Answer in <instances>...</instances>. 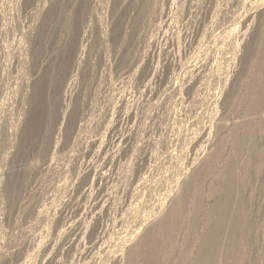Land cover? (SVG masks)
<instances>
[{"label": "bare ground", "instance_id": "1", "mask_svg": "<svg viewBox=\"0 0 264 264\" xmlns=\"http://www.w3.org/2000/svg\"><path fill=\"white\" fill-rule=\"evenodd\" d=\"M8 1L18 5L20 3H33L36 10L32 12L33 19L32 22L30 20L29 31L25 36L27 48H23V38H20L19 43H13L14 39L12 42L3 41V43H0V68L8 70L12 58H16L18 66L21 67V69L18 68L20 72H16L19 74L18 79L14 76L17 79V86L15 84L17 91L15 93L19 95L20 102L24 104V108L21 109L20 118L22 120L18 125L16 124L17 126L15 125L16 131L12 133H17V136H20L19 140L12 141L9 138V133H7L6 126L0 125V132L3 133V144L7 146L12 144L13 147H17L16 152H11L5 157H8L12 165L11 170H9L10 178L2 186V192L6 194L7 198L10 201L19 199L21 189L25 186L27 188L28 183L32 182L43 169L52 170L58 167L67 171L66 166L71 158L86 149L83 153L88 152L87 158H92L91 154L94 152L100 160L109 159L108 162L113 164L116 169L119 182H122L120 187L115 184L113 190L107 194L98 193L96 195L97 187L101 181L106 179L107 168L104 167V164L102 165L101 160V169L95 173L91 160H88L86 172L80 173L76 169L77 176L74 181L82 189L80 195L83 197L94 195L93 202L95 205L91 216L102 212L110 215V212L114 210L115 215H110L111 222H113L114 228L123 235L117 240L112 239L111 234L108 233V235L105 230H100L98 225H91L90 219H88L90 222H86L85 218L86 221L77 218V222L68 223L71 228L78 226L75 231L77 237L72 242L70 241V247H78L86 239L82 248L89 253L88 264H96L98 260L100 263L97 262V264H186L187 262L190 264L198 257L201 259V264H264V253L260 254L258 252L260 255L257 253L259 257H257V260L256 258L251 259L250 243L247 242L248 237H253L255 233L258 235L259 226L264 223V0H247L244 5L246 9L243 8L244 11H241L242 8L241 10L240 8L233 9V13H229L231 16L228 17V19L231 18V25L229 24L230 26L227 29H222L219 33L215 32L217 27H220L218 14H226L229 5L235 4L237 6L239 2L243 3V1L210 0L212 11L210 9L207 13L209 25L201 33V36L197 37L198 41L195 42L194 55L189 58H193V60L198 58L201 64L194 65L192 60L183 64L185 62L183 61V63H180V67L182 66L181 68L185 69L183 70L185 75L180 77L181 73L180 75L176 73V78H169L157 90L151 87L149 81L154 72H157V69L147 67L148 81L145 80L146 85L144 84V86L146 87L144 91L150 93L148 102L151 108L162 106L166 93L181 98L179 96L180 92L187 91L189 96L185 103L191 108V112L195 116L190 129L187 125L189 129L188 132L185 130L187 133L177 131L178 136L175 139L173 151L169 150L171 148L170 142V146L167 144L170 147L169 149L165 145V157L168 158L170 164H167L168 167L166 166L167 170L162 179L149 185V187L148 184H144L145 174L142 177L138 173L140 156L142 152H145V145L150 144L159 147L165 142H154L151 137L138 135L139 132L137 136L133 137V142H131L130 136L120 135L116 145L121 146L122 155H117L120 152L109 150L102 132L100 137H94L90 141L87 140L88 142L86 138L84 139L86 137L84 135L88 131L90 132L91 126L103 127L108 121L107 126H105L107 132L103 131L104 134H107L109 131L114 132L117 124L113 115L114 103L113 108L108 109L109 112L111 111V115L107 113L108 111L103 115L97 114L99 112H97L96 101L94 100H96L99 91V82L96 78L89 79L92 76H89V61L88 57L85 59L84 56L90 49L88 48L89 44L86 45L90 36L94 37L96 45L99 44V47L103 48V51H105L104 56L106 48L109 47L108 41L112 39L115 42V53L121 56V63L126 67L128 66V69L130 68L132 71L139 66L143 58L142 52L135 49L136 36L140 35V30L145 26H156L158 20L169 15L166 9L171 7L174 0H109L114 15L111 28L105 27L100 17H93V11L104 5H101L102 0ZM178 1L180 2L179 9L183 12L186 11V7L201 5L200 0ZM3 19H5L4 0H0V21ZM10 24L8 21L4 22L1 31L10 34L13 31ZM151 30L153 29L151 28ZM93 32L95 33L93 34ZM178 33H180L179 30ZM254 34L260 36L256 56L251 60L249 59L248 66L244 64L245 67H241V63L249 53L247 52L248 41L250 36ZM205 46L223 53H221L223 55L221 56L222 60L217 65L219 69H214L216 64L211 65L214 63L212 62L213 59H215L212 54H206L205 51L206 53H203L205 55H202L205 58L201 60V52ZM99 47L96 52H98ZM242 53L243 56L241 57ZM130 74L132 73L130 72ZM76 82L77 86H85L84 92H78L77 94L71 92L72 86ZM216 86L219 88V92H214ZM207 87L213 88V91L209 89L210 92L207 93V89V92L204 93L206 96H201V93ZM7 90L9 92V89ZM3 91L5 90L1 83V112V109L5 107V103H7L4 100L6 95L4 99L3 95L1 98ZM174 99L178 98L175 97ZM126 101L119 106L118 111L119 114L124 112L132 120L133 114L130 113L131 109H127L128 103ZM167 103L169 104V102ZM207 103L210 107L208 108L205 105L208 109L202 110L201 106ZM175 107L177 106H174V109ZM163 109H161L162 112ZM167 125L165 124V126ZM11 128L9 127L10 130ZM178 129H180V126ZM62 130L66 131L67 139L72 145V148L69 147L71 149L68 148L67 151L63 148L64 143L60 144L59 140L61 138L58 140L57 136ZM77 147L78 151H76ZM152 155L154 154L150 156L152 157ZM121 156H123V159H120ZM157 156L156 158H158ZM160 157L162 158V156ZM71 168L75 169L74 166H71ZM66 171L64 172V178L66 177V179H64L62 185L57 181L58 187L56 186V189L58 190L64 188L65 191H68L70 187L69 174H67L69 171ZM34 182L36 181L34 180ZM72 186L74 185L72 184ZM119 189H123L122 191L133 199L130 200V203L124 205L123 213L120 214L118 212L122 207V203L121 196L118 193ZM138 189L140 191L147 189L148 198L137 195ZM155 192L158 196L155 195ZM56 200L54 199L46 205L44 203L45 206L42 207L31 206L30 203L25 205L26 212L29 211L34 215V221L28 229L26 228L22 232L23 236L30 235L32 231L36 235L35 230H38L37 232L41 236L42 234H48L52 224L56 226L53 229L59 231L57 233L59 235L56 237L66 231V227L65 229L61 227L62 230L59 229L61 219L54 215L55 212L53 213L58 202ZM86 201L88 200L86 199ZM73 209L75 208L73 207ZM233 219H235L234 228L237 229H235L237 237L234 251L226 255L224 254L225 251L219 252L218 249L214 252H208L215 248L213 244L214 236L218 234H215V232L220 230L214 229V227L219 226V222L223 221L224 223ZM183 228H190L191 231L190 233L187 232L189 234L184 237L182 247L180 248L181 244L177 245V249L180 248L179 251L173 253L177 243L176 237ZM56 240L54 238L55 242L53 244L40 240L41 243L39 241L38 246L41 245L42 248L43 245L45 252L51 251L50 248L52 246L54 248ZM254 240L257 241V238L255 237ZM178 241L180 242V240ZM220 241L219 239V243ZM255 242L254 244L258 243ZM35 245L37 246V242L34 243L33 250ZM216 247L220 248V244ZM63 248L61 249L62 252ZM202 248L206 252L198 255L199 250ZM25 250L23 242L18 245L17 241L13 240L6 252L0 254V264H14L19 258L23 259L20 260V264H43L41 261L33 262L32 259L35 257L29 258L33 251L30 253L28 251L29 254L27 253V255ZM50 251L47 255H50ZM43 260L45 262V259ZM50 262L51 260L47 264H50Z\"/></svg>", "mask_w": 264, "mask_h": 264}, {"label": "rangeland", "instance_id": "2", "mask_svg": "<svg viewBox=\"0 0 264 264\" xmlns=\"http://www.w3.org/2000/svg\"><path fill=\"white\" fill-rule=\"evenodd\" d=\"M200 1H201L200 6L199 5L198 6L193 5L189 8L186 7V9H185L186 11L183 12L182 10L179 9L180 2L178 0H174V2L171 3L172 8L169 7L166 9L167 14L169 13V15H167L168 17L165 16V17L161 18L160 20H158L157 21L158 24L156 26H154V25L145 26V28H142L140 30V35L136 36V38H135V42H136L135 43V49L136 50L139 49L138 51L142 52L144 59L142 58L143 62L140 61L139 66L136 65L137 67H135L133 69L135 72L133 70L131 71L130 68L128 69V66L126 67V65H123V63H121V56H119V54L115 53V42L112 39H110L108 41L109 47L106 48L105 56H104L105 51H103V48L99 47L100 46L99 44L98 45L95 44L94 37L92 38L90 36L89 39L87 40V43H86V45L89 44L88 48H90L89 52L87 51L88 53H86V55L84 56L85 59H87V57H88V61H89V67H90L89 76L92 75L89 77V79L93 80L94 78H96V79H98V82H99L98 83V86H99L98 90L99 91L97 93V98H95L96 100H94V101H96L95 105H96L97 112H99V113H97V112L96 113L103 115L104 113H106L108 111V109L113 108V106H114L113 103H114L115 106L113 108L114 109L113 115H114V119L116 120L115 122H117V124H116V128H115L116 130L114 132L109 131L107 134H104V132L105 133L107 132L105 126H107L108 121H106V124H104L103 127L97 128V127L91 126L89 129L90 132L88 131L87 134L84 135V136H86V137H84V139L86 138V141L87 140L90 141L94 137L98 138V136L100 137L101 132H102V134H103L102 136L103 137L105 136V140L109 146V150L110 151L112 150V152H116V151L118 153L120 152L117 155L121 154V151H120L121 146L116 145L117 139H118V137H120V135L130 136L131 142H133V137L137 136V133L139 132L138 135H143V136L146 135L148 137H151V139L154 140V142H158V141L165 142L163 145H160L159 147H154V146H151L150 144L145 145V147H144L145 152H142V154L140 156L141 159L139 160V164H138V173L142 177H144V174H145L146 177H144V178L146 180L144 179V181H145L144 184L145 185L148 184V187L151 184L159 182V179L160 180L162 179V177L165 175L164 173H166L168 165L170 164L168 161V158L165 157L166 156L165 152H164L165 151V145H167V144L169 145V142H170L171 146L170 145L169 146L171 148L168 145L166 147H168V149L170 148L169 149L170 151H173L175 148L174 144H175V139L178 136V132L179 133H187L189 131V129L191 128L192 122L194 121L193 118L195 116L191 112V108L188 107L185 103L186 100L188 99V96H189L187 91L180 92L179 96H181V98L174 96V95L170 96L171 95L170 93H166L164 96V98H165L164 104L162 106H160L159 108H151V106L149 105V102H148L150 100L149 99L150 93L148 91L145 93V91H144V89L146 87V86H144L145 80H146V82L148 81L146 69H147V67H149V68L155 67L157 69V72H154L153 77L151 78V80H149L151 87L155 88V90H157L162 86V83L167 81L169 78L174 79V78H176L177 75H180V73H181L180 77L185 75V71L183 72V70H185V69H182L181 68L182 66L180 67V65H181L180 63H183V61H185L183 64H185L189 60H192V63L194 65H200L201 64L200 60L198 58H197V60L196 59L193 60V58L192 59H189V58H190V56L194 55V51H195L194 49L196 46L195 42L198 41V38L201 36V33H203L204 29L209 25L208 24L209 18L207 17V13L209 12V10L212 7V2L210 0H200ZM242 1H243V3L244 2L245 3L243 4L242 2H239L237 4V6H235V4L229 5L228 9H227L228 12H226V14H222V13L218 14V20L220 23V27H217L215 32L219 33V31H221L222 29H227L231 25V18L228 19V17L231 16V15H229V13L230 14L233 13V9L240 8V10H241V8H242L241 11H244L243 8L246 9L244 5L246 4L247 0H242ZM12 3L8 0H4V16H5V19L0 21V34H1L0 35V43H3V41H5V42L7 41V43L10 41L12 42L13 39H14L13 43H19L20 38L21 39L23 38L22 40L24 42H22V44L23 43L25 44V46L23 44V48L24 47L27 48L28 45L25 41L26 40L25 36L28 34L29 25L31 24L32 19H33V15H32L33 13L32 12H34V10H36L35 9L36 7H35V4H33V3H27V4L20 3L19 5L16 3H13V4ZM102 4H104V5H102ZM101 5H102V7L100 6V9L93 11V17H95V18L100 17V20H102L104 26L105 27L108 26L107 28H111V25L114 21V17H113L114 15H113V12L111 9L110 2H109V0H102ZM213 7H214V5H213ZM168 10H169V12H168ZM211 11H212V9H211ZM6 20L9 23H11L10 25L13 27V29H12L13 31L10 34H6L5 32L1 31V27L3 26V23L7 22ZM30 20H31V22H30ZM160 25H161V27H160ZM151 28L153 30H151ZM176 30H177V32H175ZM178 30L180 33H178ZM94 33L95 32H93V34ZM143 36H144V38H143ZM178 36H180V37H178ZM259 38H260V36L257 34L250 36V39L248 41V48H247L248 49L247 52H249V53L248 54L245 53L247 55L246 56L244 55L245 58H244L243 62L241 63V67L248 66L250 60L256 56V52H257L256 49H258V46H259L258 45L259 44ZM91 46L93 47L92 49H91ZM207 46L203 47L204 50L202 49L203 51L201 52L202 53L201 56L205 55L203 53H206V52H207L206 54H212V56L215 59L216 58L217 59L216 60L213 59L212 62H214V63H212L211 65L213 66L216 64L215 65L216 68H214V67L213 68L219 69V67L217 65L220 64V62L222 60L221 56H223L222 55L223 53L221 51H218V50L209 49ZM98 47H99L98 52H96L97 51L96 49ZM217 55H220V56H217ZM242 56H243V53H242L241 57ZM203 58H205V57L202 56L201 60H203ZM91 61H93V62H91ZM104 62L106 65L104 64ZM172 62H174V63H172ZM194 62H196L197 64H195ZM90 63H92V64L90 65ZM244 64H245V66H244ZM9 65H8V67L10 70L8 69V67H7L8 70H2L0 68V71H1V73H0V84L2 83L3 89L5 90V91H3V93H1V98L3 95V99L6 97V99H4V100H5V102L7 101V103H5L4 109H1L2 112L0 111V121H1L0 125L6 126L7 133H9V135H10L9 138L12 141H15L16 139L19 140L20 136H17V133H14V134H12V133L16 131V129H15L16 126L22 120V118H20V117H21V109L24 108V104L20 102L19 95L15 93L17 91V89H16L17 87L15 88V84L17 86L16 82H17L18 75H19L18 73L20 72L21 67L18 66V60L16 58H12L11 63ZM87 65H88V63H87ZM16 66H17V68H16ZM103 67H105V68H103ZM18 68H20V69H18ZM3 72L5 74H2ZM16 72H18V73H16ZM130 72L132 74H130ZM136 72H137V74H136ZM176 73H177V75H175ZM1 74H2V76H1ZM101 74H102V76H101ZM109 78H111L113 81ZM3 82H4V84H3ZM7 85H8V87H7ZM72 87L73 88H72L71 92L73 91L74 94H77L78 92H82L85 86L84 85H82V86L78 85L77 86V82H76V84ZM7 89H9V92ZM207 89H208V92H207ZM209 89H210V91H213L212 90L213 88L207 87L202 92L203 95L201 93V96H206V95H204V93H206V92L209 93L210 92ZM214 92H219V88H217V86L214 89ZM10 94H11V96H10ZM104 94H105V96H104ZM133 94H135V95H133ZM175 97L178 99H174ZM167 100H169V101H167ZM124 101H126L128 103L127 109H129V110L131 109L130 113L133 114L132 120H130L129 117L127 116V114H124V112H121L119 114V111H118L119 106L123 105ZM175 101H177V102H175ZM167 102H169V104ZM172 103H173V105H172ZM170 104L172 105V107ZM205 105H207L208 108L210 107V105L208 103L204 104L203 106H201L202 110L208 109L207 106H205ZM10 106H12V107H10ZM174 106H177V107H175V109H174ZM101 107H102V109H101ZM183 108H185V109H183ZM161 109H163V112ZM170 109H171V111H170ZM176 109H178V110H176ZM8 111H9V113H8ZM183 111H185V112H183ZM110 112L108 111L107 113L110 114ZM146 113H147V115H146ZM134 114H136V115H134ZM160 114H161V116H159ZM179 114H181L182 116ZM124 115H126V116H124ZM165 116H166V118H165ZM174 116H176V117H174ZM184 116H186V117H184ZM172 117L175 119H173ZM142 119H144V120H142ZM9 121H11V122H9ZM14 122H16V123H14ZM7 123H8V125H7ZM167 123H168V125H167ZM131 124H132V126H131ZM165 124L168 127L165 126ZM187 125L189 126V129H188ZM179 126H180V129H178ZM9 127L10 128L12 127L11 130L9 129ZM174 129H175V131H174ZM180 130H181V132H180ZM185 130L186 131L188 130V131L186 132ZM176 132H177V135L175 134ZM57 136H58V140L61 138L59 140L60 144L64 143L63 148L65 149V151L72 148L71 147L72 145H70V142L67 139L66 131L62 130V132H60L59 135H57ZM2 138H3V133L0 132V184H1L0 185V204H1L0 205V254L3 252H6V250L11 246L12 241L16 240L18 245L21 242H23L24 250L26 248V250H25L26 254L28 253V251H29V253L33 251L32 252L33 254L31 255L32 257L31 256L29 257L31 259L35 257L34 258L35 260L32 259L33 262L41 261V262H43V264H47L51 260L50 264H77V263L78 264H82V263L88 264L87 261L89 259V253L82 248L84 246V242L86 239L84 241H82L78 245V247L77 246L70 247L71 242L77 237V235L75 234V231L77 230L78 226L75 228H71L68 223L75 222V221L77 222L78 221L77 218H80L83 220L86 219L87 220V221L85 220L86 222H90V221H88V219H90L91 225H94V224L98 225L100 227V230L101 229L105 230V232L107 234L108 233L111 234L112 239L117 240V239H119V237L121 238L123 236L120 234V232L116 228H114L113 222H111L112 221L111 216L115 215L114 210H112V212H110L111 216L109 214H108L109 215L108 216L107 214H105L103 212L99 213V214H94L93 216H91L93 211H94V205H95L93 202L94 201V195H92V197L89 196L90 198L89 197H83L82 195H80L82 193V189L74 181V179L77 176L76 169L78 171H80V173L86 172L87 171V164L86 163L88 160H91V164L95 170L94 171L95 173H97L99 171V169H101V163L102 162H103L102 165L104 164V167L107 168L106 169L107 170L106 171V179L107 180L105 179L104 181H101L100 185L97 187L96 195L98 193L99 194H103V193L107 194L109 191L113 190V186L115 184H117V187H120L122 181L119 182L118 176L116 173V169H115L113 164H110L108 162L109 159H107V158L101 159L102 160V162H101V160L97 158V155L94 152L91 154L92 158H87L86 155L88 152L83 153V151H86V149L85 150L83 149L81 152L76 154V156H74V158H71V160L68 162V165L66 166V169L68 168L67 171H69L67 174H69L68 176H69V181H70V183H69L70 187L68 188V191H65L64 188L60 189V190L56 189V186L58 187L57 181L60 182L59 184H61V185L65 181L64 179H66V177L64 178V176H65L64 172L66 170H64L63 168L60 169L58 167H57V169L54 168L52 170L43 169L40 173H38L37 177L34 178L32 182L28 183L27 188L25 186L23 189H21L19 199L15 200V201L11 200L12 201L11 202L9 200V198H7L6 194L4 192H2L3 191L2 186L10 178L9 177V172H10L9 170H11V167H12L11 162L8 160V157L7 158H5V157L8 156L11 152H16L17 147H13L12 144H11V146L4 145L2 142ZM158 138H160L161 140H159ZM170 138H171V140H170ZM69 147H71V148H69ZM156 148H158V149L155 150ZM79 149H80V147H79ZM158 150H161V151H158ZM76 151H78V147H77ZM162 152H164V153H162ZM148 153H149V158H148ZM156 153L158 156L156 155ZM151 154H154V155H152V157H151L150 156ZM84 156H85V158H84ZM156 156L158 158H156ZM160 156H162V158ZM120 159H123V156H121ZM81 160H83V161H81ZM163 161H165V162H163ZM152 162H153V164H151ZM71 166H74L75 169L71 168ZM80 166H81V168H79ZM54 172H55V174L56 173L57 174L55 175ZM150 175H151V178H150ZM34 180L36 182H34ZM40 182H41V184H40ZM72 184L75 187L72 186ZM38 185H40V186H38ZM52 189H53V191H52ZM122 190L123 189L118 190L119 196H121L120 198H121V203H122V207H121V209H119V212H118L119 214L124 210V205L130 203L133 200V199H131L132 197L128 196V194H126V192H123ZM143 190L140 191L138 189L137 191L138 192L140 191V192L138 193L136 191L137 195H139L142 198H148L147 189L146 190L143 189ZM63 191H64V194H63ZM25 193H27V194H25ZM54 195L57 197H55ZM69 195H70V197H69ZM155 195L158 196V194L156 192H155ZM53 198L55 200L57 199L56 202L57 201L59 202V203L57 202V206L53 210V213L55 212L54 215L57 218L61 219L59 229L61 227H63L65 229V227H66L65 230L67 232L65 231L64 233H61L59 237H56L57 235H59V234H57L59 231H58V229L57 230L53 229L56 226L54 224H52L51 230H49L48 234H45L46 236L44 234H42V236H41V234L37 232L38 230H35L36 235H34L33 231H32V233L30 235H28V236L24 235L23 236L22 232H24V230L26 228L28 229L31 226V223L34 221V215L32 213H29V211L26 212V209H25L26 206L25 205L30 203L31 206L42 207V206H45L46 204L50 203V201L54 200ZM86 199L88 201H86ZM20 201H21V203H20ZM41 201H43V202H41ZM86 202H87V204H86ZM19 203H20V205H19ZM44 203H45V205H44ZM84 204H86V206H84ZM71 206H73L75 209H73V207H71ZM82 209H84V210H82ZM82 211H84V212H82ZM79 212H82V213H79ZM64 218H65V220H64ZM109 218H110V220H109ZM234 221H235V219H233L232 221L227 220L224 222L225 224L222 221L221 223L219 222V226L214 227V229H220V230H217L215 232V234H217V233L219 234V239L222 241V244H221V241L219 243L218 234L215 235L214 236L215 240L213 243L215 248L211 249V251H208V252H212V251L214 252V251H216V249H218L217 251H219V252L225 251L224 254L226 255V254H230L232 251H234L233 248H234L235 240L237 237V234H236L237 229L234 228V226H235ZM229 223H230V226H229ZM221 224H222V226H221ZM259 227H260V229H259L258 235L255 233L257 236L254 234L253 237H251L252 239L249 237L247 239V242L250 243L249 250H250V252H252V253H250V257H251V259L256 258V260L259 258L258 255L264 253V223H262ZM185 229L184 228L181 229V231L179 232V235L176 237L177 243L175 244L176 247H175V251L173 253L179 251V249L184 244V242H183L184 237L187 234H189L191 231L190 228H185ZM60 230H62V228ZM184 232H186V233H184ZM187 232H189V233H187ZM199 232L200 231L198 230V233ZM112 233H113V235H112ZM181 234H183V235L181 236ZM43 235H44V238H43ZM119 235H121V236H119ZM38 237L40 238V240L42 242H44V240H45V243L51 242L52 244H53V242H55L54 241V238H55V240L57 239L56 241L58 243L57 242L54 243V248L51 245L52 246V248H50V249H52L51 251L48 250L45 252L43 245H42V248H41V245H40V247L38 246V244L41 243V241L38 240L39 239ZM255 237L257 238V241L254 240ZM208 238H210V237L208 236ZM178 240H180V242ZM255 241L258 243H256ZM35 242H37V246H38L39 250H38L36 245H35V249L34 250L32 249V247H34L33 245ZM254 242L256 244H254ZM230 243L232 244V246ZM27 244H29L28 248H27ZM219 244H220V248L216 247V246H219ZM177 245H180V248L177 249ZM62 248L64 249L63 252L61 250ZM82 250H83V252H81ZM49 251H50V255H47V253ZM205 252L206 251H204V249L202 248L199 250L198 255H202ZM35 253L38 255H36ZM257 253H258V255H257ZM36 256H38V257H36ZM42 258L45 259V262ZM20 260L22 261L23 259L22 258L17 259L14 264H18V263L20 264L21 263ZM97 262H99V260L96 261V264H97ZM197 263L201 264V259H199V257L197 259L193 260L192 262H190V264H197ZM186 264H189V263L187 262Z\"/></svg>", "mask_w": 264, "mask_h": 264}]
</instances>
